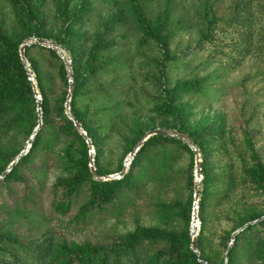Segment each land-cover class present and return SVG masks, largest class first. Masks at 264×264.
Masks as SVG:
<instances>
[{
	"label": "rangeland",
	"instance_id": "374dc122",
	"mask_svg": "<svg viewBox=\"0 0 264 264\" xmlns=\"http://www.w3.org/2000/svg\"><path fill=\"white\" fill-rule=\"evenodd\" d=\"M130 1L140 14L138 25L135 21V29L127 37L123 35L130 29L114 31L113 38L119 44L129 43L135 54L137 109L135 112L125 109L123 114L127 119L136 113L134 127L132 133L123 127L115 128L101 144L103 152L99 154L94 149L95 167L104 174L102 179H94L98 182L119 181L110 177L124 170L131 153L151 131L169 130L182 134L179 130L183 129L197 134L203 128H210L224 135L223 148L216 145L205 154L190 142L200 154L202 165L204 156L208 155L213 175L223 173L232 177L235 185L228 190L230 199L222 205L208 203L205 216L209 226L203 232L200 208L204 176L202 174L201 181L197 182L196 157L193 159L185 152L181 153V158H176L177 169L183 171L185 180L182 193L187 202L184 221H172L162 209L163 204L170 203L177 196V189L169 183L168 175H146L142 181H147L148 192L141 202L146 203L150 211H141L140 205H135L123 215L111 214L104 218L109 213L104 207L93 215L92 223L80 227L75 217L89 196L88 187L83 190L78 206L68 215H60L51 204L56 198L53 186L67 173L59 165V158L53 157L45 177L41 178V188L37 186L35 191V198H39L42 205L39 209L33 207L27 199V187L36 185L37 180L40 182L35 177L40 160L48 154V148L52 147L55 153L61 154L65 147L57 139L58 126L47 123L42 105L40 110L39 100L34 96L37 118L24 135L17 136L11 131L4 138L10 151L0 167V175L27 147L40 123V113L43 125L47 123L44 126L45 140L34 151L32 159L22 165L17 177L0 182V247L9 249V239L15 240L11 248L17 252L18 244L35 249L42 242L69 253L80 249L83 252L89 245L111 246L118 244L123 236L136 232L138 213L146 229H174L185 239L189 238V249L195 255L192 243L195 242L199 250V240L204 237L206 252L220 263L226 257L234 234L248 223L264 218V0ZM114 2L124 8L130 3L129 0H0V72L8 73L16 56L22 62L21 48L39 37H59L60 31L68 27L90 34L105 26L111 27L113 21L120 18L121 7ZM82 11L90 14V22L83 25L75 21V14ZM9 40L14 46L12 50L4 47ZM61 51L72 65L71 54ZM26 59L42 104L34 63L39 62L43 69H49L48 62L37 48L31 50ZM48 71L57 77L56 71ZM54 83L57 95L63 97L66 89L60 79ZM198 85L201 92L193 88ZM31 91L34 95V88ZM69 94L70 90L65 96L66 103ZM250 137L251 144L248 143ZM177 138L181 139L180 136ZM36 141L35 138L32 146ZM250 145L254 152L250 151ZM160 151L150 155L156 167L162 165L164 153ZM90 159L88 152L87 160ZM257 166L260 167V181L256 185L253 178L245 175V170L254 172ZM88 168L91 171L89 162ZM192 171L194 186L190 188L188 178L190 182ZM83 173L86 175V170ZM197 186L200 193L197 203L199 227L197 237L193 239ZM110 203L106 204L107 209L113 204ZM261 239L264 240V226L258 233L240 239L236 252L255 247ZM226 244H229L228 250ZM5 260V264H9V259Z\"/></svg>",
	"mask_w": 264,
	"mask_h": 264
},
{
	"label": "trees",
	"instance_id": "16d2710c",
	"mask_svg": "<svg viewBox=\"0 0 264 264\" xmlns=\"http://www.w3.org/2000/svg\"><path fill=\"white\" fill-rule=\"evenodd\" d=\"M129 2L128 8L114 2L115 5L121 7L120 18L113 21L111 27L105 26L97 33L90 34L82 32L80 29L74 30L68 27L60 31L59 37L53 36L51 39L50 37H39V41H53L52 43L61 50H66L71 54V67L73 70L71 113L88 134L94 149H97L99 154L103 152L101 144L108 139L107 134L114 133V129L119 127L126 128L128 132L132 133L134 127L133 120L136 113L133 114V118L128 115L127 119L123 117V114L125 109L131 112H135L137 109L135 54L129 43L119 44L113 38L114 31L130 29L129 32L123 35L127 37L129 33L134 31L135 21L138 25L140 14L136 6L130 0ZM89 15L87 11L77 12L75 14L76 23L83 25L90 22ZM4 47L9 50L14 49L10 40L4 43ZM34 48L39 50L41 56L48 62L49 67V69H43L39 62L34 63L43 97V116L48 121L47 123L58 126L57 139L65 147L61 154L55 153L52 147L48 148V154L40 160V165L35 174L40 182L37 180L36 185L31 184L27 187L29 197L27 199L30 200L31 205L36 208L42 205L40 199L35 198L36 187L41 188V178L45 177L51 163L54 161L52 158L57 157L59 158V165L64 168L67 176L60 177L53 186L56 198L51 203L52 208L60 215H68L78 206L80 198L84 194L83 190L88 187L89 196L84 203L82 202L75 217V222L80 227H87L92 223L95 217L93 215H97L98 209L104 207L108 210L106 212H109L105 214L104 218L110 217L111 214H114L113 216L123 215L135 205H140L141 211H150L151 208L148 209L147 204L141 202L148 192L147 181H142V177L146 175H149L148 177L168 175L169 183L175 185L177 189V196L170 203L163 204L162 209L172 221H182L185 218L187 204L182 194L185 189V180L183 171L177 169L178 160L176 158L181 153L187 152L194 159L195 154L189 146L177 137L154 136L141 148L127 176L125 174L124 178L113 182L96 181L88 168V162L91 164V159L87 160V154L88 152L91 153V149L73 121L66 114L65 96L68 95L70 90L67 66L56 51L41 46L28 48L26 55L29 56L30 51ZM14 59L15 62L8 73L0 72V167L10 151L9 144L4 143V138L8 137L11 131L17 136L24 135L37 118L35 112L37 100L34 99L35 93L33 95L31 91L34 88L33 83L30 81V77L19 57L16 56ZM48 70L56 71L57 77L55 78V76L49 74ZM58 79L66 89L63 97L58 96L55 90L54 82ZM193 88H196L197 92L202 91L199 85ZM47 123L43 125L37 134V141L32 146V150L20 160L18 165L5 178V182L10 180L12 176L17 177L22 165L32 159L34 151L45 140L44 126ZM179 132L188 136L201 153L206 154L209 148H214L216 145H219L220 149L223 148L221 142L224 135L216 130L203 128L197 134H190L183 129H180ZM251 139L252 137L248 140L249 144H251ZM249 149L254 152L251 145ZM159 150H161L159 153H164V156H162V165L156 167L152 163L150 155L157 153ZM168 156L172 159L170 157L168 159ZM14 161L15 159L9 165L11 166ZM210 166V159L208 155H205L202 165L204 195L200 208L203 232H206L209 226L205 216L208 203L222 205L227 202L230 199L228 190L234 184V180L228 174L213 175ZM85 170L87 176L83 173ZM5 172V170L2 171L0 177ZM97 174L101 178L104 175L99 169H97ZM245 175L253 178L256 185L259 184L260 167L257 166L254 172L246 169ZM189 176L190 182L188 178V185L193 188V171ZM57 197L60 198L57 199ZM108 203L111 205L107 209L106 204ZM263 226L264 220L250 225L236 237L228 263H226V257L220 263H216L214 258L206 252L204 248L205 239L201 237L198 247L201 251V259L207 264H264V240L262 239L255 247L251 246L241 252H236L240 239L258 233ZM135 229V233L123 236L118 244L114 243L111 246L101 247L89 245L84 248L85 251L80 252L82 250L80 249L75 253L53 249L52 244L47 245V242H42L35 249L25 248L18 244L19 251L17 252L11 248L15 240H10L8 237L10 246L8 249L3 248L1 245L0 261L3 264L6 263L5 259H9V264H201L199 257L189 249L191 240L189 238L185 239L182 234L174 229L166 230L160 227L146 229L138 213L136 214ZM6 243H8V240ZM226 248L228 250L229 244H226ZM84 253L88 254L84 255Z\"/></svg>",
	"mask_w": 264,
	"mask_h": 264
},
{
	"label": "water",
	"instance_id": "95a60500",
	"mask_svg": "<svg viewBox=\"0 0 264 264\" xmlns=\"http://www.w3.org/2000/svg\"><path fill=\"white\" fill-rule=\"evenodd\" d=\"M32 46H41V47H44V48L52 49V50L56 51L58 53V55L64 60L66 66H67V69L69 71V78H70V94H69L68 101H67V104H66V114L69 117V119L71 121H73L75 127L81 133V135L85 138L87 144L89 145V147L91 149V153H90V155H91L90 168H91L92 174L94 175L95 178H97L99 180L102 179L97 174V169L95 167V162H94V159H93V156L95 154L93 143H92L91 139L88 137V134L85 132V130L81 126V124L78 122V120L71 113V102H72V96H73V70H72V67H71V63L64 56V54L60 50V48L57 47L54 43L49 42V41H39V40L30 41V42H27L21 48V60H22V63L24 65V67H25V69H26L29 77H30V81L33 83L34 93H35L36 98L39 100V109L40 110H41V105H42L41 104V100H42L41 99V95L39 94V91L37 90V85L35 83L34 76L32 74V71L29 68V64L27 63V59H26V51H27L28 48H30ZM41 117H42V113H40V123H39V126L35 130V132L33 134V137L30 139L27 147L18 156V158L11 164V166L8 168V170L5 172V174H3L0 177V182L3 181L12 172V170L18 165V163L20 162V160L23 157H25L26 155L29 154L30 149H32V144H33L34 139L36 138L37 134L39 133V131L43 127V122H42V118ZM154 136H164V137H177V136H180L181 139L184 141V143L187 144L188 146H190L194 150V152H195V157H196V179H197V182H200L201 181V179H202V160H201L200 154L191 145V142H190V139L188 138V136L183 135V134H178L175 131H169V130H154V131H151L150 133H148L139 142V144L136 146V148L134 149V151L131 153L130 158L128 159V161L126 163L124 170L120 174H118L117 176L110 177V179H116V178L121 179L128 172V168L130 167V165L132 164V162L134 161L135 157L140 152V150L144 146V144L146 142H148V140L151 139ZM199 197H200V195H199V186H197L196 196H195V198H196V205H195L194 212H193V223H192V237H193V239H196L197 234H198V231H197L198 228H197V226H198V223H199V217H198V206H197V203L199 202ZM263 220H264V218H262V219H260V220H258L256 222L249 223L248 225H246L245 227L241 228L240 230H238L234 234V236L232 238V241H231V244H230V248H229V250L226 253V263H228V261H229V258H230V255H231V250H232V248H233V246L235 244L236 237L239 234H241L245 229H247L250 225L257 224V223H259V222H261ZM191 248L198 255L200 263L201 264H207L204 261H202V259H201V253L197 249V247L195 245V242H193Z\"/></svg>",
	"mask_w": 264,
	"mask_h": 264
},
{
	"label": "bare ground",
	"instance_id": "6f19581e",
	"mask_svg": "<svg viewBox=\"0 0 264 264\" xmlns=\"http://www.w3.org/2000/svg\"><path fill=\"white\" fill-rule=\"evenodd\" d=\"M130 158V157H129ZM199 227V223H198V226H197V228Z\"/></svg>",
	"mask_w": 264,
	"mask_h": 264
}]
</instances>
